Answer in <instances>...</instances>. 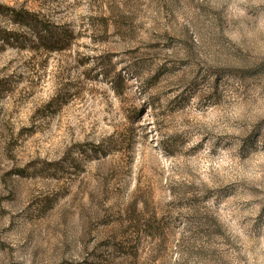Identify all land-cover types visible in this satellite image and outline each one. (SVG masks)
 <instances>
[{
  "label": "rangeland",
  "instance_id": "1",
  "mask_svg": "<svg viewBox=\"0 0 264 264\" xmlns=\"http://www.w3.org/2000/svg\"><path fill=\"white\" fill-rule=\"evenodd\" d=\"M181 262L264 264V0H0V264Z\"/></svg>",
  "mask_w": 264,
  "mask_h": 264
},
{
  "label": "trees",
  "instance_id": "2",
  "mask_svg": "<svg viewBox=\"0 0 264 264\" xmlns=\"http://www.w3.org/2000/svg\"><path fill=\"white\" fill-rule=\"evenodd\" d=\"M156 212L154 208L151 207L150 202L142 198H134L129 207L126 210V218L128 220L127 229H133L135 232L140 231L144 228L145 231H149L151 234H159L160 227L158 222H156ZM206 225L213 226L214 228H220L217 225V221L213 217L205 216L202 218ZM161 247V246H160ZM179 264H187L181 262Z\"/></svg>",
  "mask_w": 264,
  "mask_h": 264
}]
</instances>
